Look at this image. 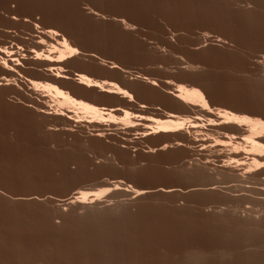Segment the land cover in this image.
Here are the masks:
<instances>
[{"label":"rangeland","instance_id":"374dc122","mask_svg":"<svg viewBox=\"0 0 264 264\" xmlns=\"http://www.w3.org/2000/svg\"><path fill=\"white\" fill-rule=\"evenodd\" d=\"M33 24L56 29L80 54L63 67L22 61L15 69L23 76L118 119L128 112L192 123L171 137L144 131V120L126 128L59 117L50 96L0 65V78L17 84L0 86V264H264V205L255 204L263 196L246 194L264 190L262 171L236 193L196 170H223L230 155L215 139L237 130L239 141L245 128L170 95L176 84L196 86L212 108L264 120V0H0V47L29 55L39 40ZM105 186L113 192L87 207L77 202ZM248 215L259 225L249 229Z\"/></svg>","mask_w":264,"mask_h":264},{"label":"bare ground","instance_id":"6f19581e","mask_svg":"<svg viewBox=\"0 0 264 264\" xmlns=\"http://www.w3.org/2000/svg\"><path fill=\"white\" fill-rule=\"evenodd\" d=\"M250 1V0H249ZM256 2V1H255ZM248 3V2H247ZM250 6V5H249ZM99 16V15H98ZM14 20H17L16 17H12ZM25 22H28V21H25ZM122 24V22H121ZM34 25V24H33ZM34 29L35 31L37 32V39L36 41V47L34 48H30L28 53L29 55H26V54H23L22 52H19V54H17L16 52L14 51H11L9 50L8 48H5V47H0V55H3L4 58L1 56L0 60H1V66L2 68L4 69H8V71L11 70V72L13 71L14 74H18V77H22V79L24 78L28 83L30 84V87L33 91H39L40 93L42 92L43 95L46 94V96H50V101L51 103H54L55 104V108L59 111H56L55 113L58 112V114H60L61 112L63 114H60L59 117H61V115H64V112L67 113V114H73L75 115V118L77 119H80V115H82L83 117L81 119L85 117H87L88 119H92L93 120V123L95 122L96 124L100 123L99 126H101L102 124L106 125L105 123L107 122H112V123H115V121H119V123L126 127V128H135L139 123L137 122V120H144L146 121L147 123L143 126L144 127V131H146L145 129L150 130L152 133H159V134H170L169 136H171L172 134H175V133H178L187 129V125L190 123H192L191 119L185 117V118H178L176 117L175 119H167V120H163V119H159V118H149V119H145L144 117H142L141 115H135L134 114H130L128 112H123L124 115L122 118H117L115 115L111 114L110 112L107 113L106 111L103 112V110H100V109H97L95 108L94 106L84 102V101H81V100H78L77 98H75L74 96H72L71 94L67 93V91L65 92L61 87L59 86H56V85H53L52 83L50 82H38L37 80H32V79H29V76L28 78L26 76H23L22 73H20L19 71H17L15 68V65H19L22 61H32L35 62L34 65L37 64H44V65H52V66H65L67 64V62L72 58L78 56L80 54L79 50L77 49V47L75 46H72L71 43L69 42V39L61 34L59 31H57L56 29H53V28H42L40 27V25L38 24H35L34 25ZM71 39V38H70ZM33 45V43H32ZM19 50H23L24 52V49L22 48H18ZM27 52V51H26ZM29 56V57H28ZM96 56V55H95ZM29 61V62H30ZM22 62V65L25 64ZM69 63V62H68ZM115 63V62H114ZM7 64V67H5L4 65ZM104 64V63H102ZM21 65V64H20ZM21 65V66H22ZM41 65L39 66V68L41 67ZM43 65V66H44ZM46 65V66H47ZM111 68L110 69H114V68H119L118 65L116 66V64H111ZM36 66V67H37ZM105 66V65H104ZM19 67V66H18ZM56 67V68H58ZM43 69V67H41ZM44 68L46 69V67L44 66ZM48 68V67H47ZM54 68V67H52ZM55 68V69H56ZM6 69V70H7ZM51 69V67H50ZM16 72V73H15ZM2 77V76H1ZM140 79L142 78L143 80L142 81H145L147 82L148 84H150L151 86L153 87H157V83L154 82V81H151L152 79H149L148 77H143V76H139ZM14 78V77H13ZM31 78V77H30ZM23 79V80H24ZM24 80V81H25ZM1 82H5V86L7 85H15L16 84V80L15 79H11V78H8V77H3V78H0V86L4 85L2 84ZM146 83V84H147ZM17 85V84H16ZM20 86V85H19ZM176 88L175 90L173 91V89L171 90L172 93H170V95H172V97L175 98V100L179 101L181 104L187 106L186 108H195V110L198 108L200 109V111L202 112H205V113H208V114H211L215 117V119L217 118V120H220V121H223V125H229V126H232L234 128H240L241 130V127H244L245 128V134L243 133V131H240L241 133H243V137L236 140L235 137H238L237 135V130H234L233 132H235L233 135L232 132H227L225 131V129L229 126H227L224 131L227 132V133H232V135H228L227 136L225 135V140H219V139H215L214 141V144L216 147H220V148H223V150H226L230 157H228V162L226 161L225 164H223L222 166V169L223 170H215L216 173H207V167L206 165L203 167H200L199 169H196L198 170V172H202V173H199L201 174V176L197 175V177H201V178H204V181L206 179L207 182H213V184L215 182H222L223 184H232L233 186L230 188L229 191L233 192L235 191L236 193H238L237 191H242L243 193H246L244 191H246V185L248 184V186H250V182L251 181H258V176L256 175H251L252 171L255 169L256 171H259L260 170V174L259 175H262L264 176V120L262 118H258V117H251V116H248V115H242V114H237L227 108H223V107H219V108H212V106H210L209 104V101L204 93V91L196 86H188V85H184V84H176L175 85ZM169 90V89H168ZM167 90V91H168ZM169 92V91H168ZM45 96V95H44ZM46 98V97H45ZM53 104V106H54ZM51 106V107H53ZM54 108V109H55ZM185 108V107H183ZM185 108V109H186ZM192 108L191 111H192ZM53 109V111H54ZM55 109V110H56ZM189 110V109H188ZM190 111V112H191ZM194 111V110H193ZM192 111V112H193ZM60 112V113H59ZM195 112V111H194ZM197 112H199L197 110ZM202 112H199V113H202ZM197 113V114H199ZM79 114V116H78ZM84 114V115H83ZM196 114V113H195ZM56 115V114H55ZM79 118H77V116ZM204 115V114H203ZM202 115V117H203ZM206 115V114H205ZM209 115V117L211 116ZM67 116L68 120L70 119L68 115H65ZM63 117V116H62ZM150 117V116H149ZM208 117V118H209ZM214 117H210L211 120H213ZM67 118L65 117V120H67ZM71 118H73V116H71ZM75 118L73 119L75 122ZM67 120V121H68ZM91 120V121H92ZM71 121V120H70ZM69 121V123H70ZM90 121V122H91ZM66 122V121H65ZM72 122V121H71ZM79 122V121H78ZM216 122V121H215ZM214 122V123H215ZM219 122V121H218ZM217 122V123H218ZM68 123V122H67ZM93 123L91 122V124L93 125ZM118 123V124H119ZM213 123V124H214ZM221 123V122H220ZM219 123V124H220ZM119 124V125H120ZM142 124V123H141ZM108 125V124H107ZM120 125V126H121ZM196 125V124H195ZM198 125V124H197ZM218 125V124H217ZM215 124V126H217ZM94 126V125H93ZM92 126V127H93ZM109 126V125H108ZM121 126V127H122ZM139 126V125H138ZM142 126V125H141ZM220 126V125H219ZM96 127V126H95ZM98 127V126H97ZM104 127V126H103ZM94 128V127H93ZM100 129H103L102 127H99ZM124 128V129H126ZM189 128V127H188ZM230 128V127H229ZM228 128V130H230ZM233 128V129H234ZM105 130V129H104ZM243 130V128H242ZM97 131V130H96ZM95 131V132H96ZM100 131V130H99ZM238 131V132H239ZM105 132V131H103ZM101 131V133H103ZM185 132V131H184ZM224 132V133H225ZM151 133V134H152ZM187 133H188V130H187ZM187 133L185 135H187ZM150 134V133H149ZM183 134V133H182ZM190 134V133H189ZM226 134V133H225ZM239 134V133H238ZM101 134H97V136L99 137ZM237 135V136H236ZM103 136V135H102ZM164 136V135H163ZM180 138V135H178ZM189 136V135H188ZM232 136H235V137H232ZM239 136V137H240ZM97 137V138H98ZM173 137V136H171ZM175 137H177L175 135ZM184 138V135L182 136ZM190 137V136H189ZM100 138V137H99ZM182 138V139H183ZM186 138V136H185ZM184 138V139H185ZM179 141L176 140V143H178ZM181 142L180 141L178 144L181 145ZM167 143V142H166ZM163 144L162 146H160V149L162 150H165L168 148V144ZM177 145V144H176ZM178 146V145H177ZM183 146V145H181ZM204 147V145H203ZM213 147V146H212ZM210 148V147H209ZM219 148V149H220ZM218 149V150H219ZM222 150V149H221ZM153 151V150H152ZM221 153V152H220ZM226 154V153H225ZM242 155H246V158L251 156L252 158L250 159L249 161V158L248 159V163H246L245 161H243L242 159H240V157ZM245 158V157H244ZM108 159V158H107ZM110 160V159H109ZM219 160V159H218ZM209 166V165H208ZM243 167L245 166L247 169L246 172H245V169L244 171V174H238L237 173V167ZM211 168V167H210ZM212 169V168H211ZM210 169V170H211ZM243 169V168H242ZM195 171V170H194ZM255 171V173H256ZM196 172V171H195ZM196 172V173H198ZM209 172V171H208ZM241 173V172H239ZM255 173H252V174H255ZM191 174V173H190ZM189 174V175H190ZM192 174L193 173V169H192ZM210 174V175H209ZM261 176V177H262ZM191 177V176H190ZM198 177V178H199ZM260 177V176H259ZM260 177V178H261ZM199 178V179H201ZM187 180V179H186ZM264 180V179H263ZM254 182V183H255ZM262 182V184L264 183L263 181H260ZM199 183V182H198ZM201 183V182H200ZM203 183V182H202ZM259 183V182H257ZM254 184V185H257ZM220 184V183H219ZM253 184V183H251ZM261 184V185H262ZM113 185V184H111ZM196 185V184H195ZM205 185V183H204ZM209 185V184H208ZM212 185V184H210ZM108 186V185H107ZM121 186H124V182H116L115 185L113 187L115 188H118V187H121ZM203 186V185H202ZM229 186V185H228ZM231 186V185H230ZM229 186V187H230ZM247 186V187H248ZM260 186V185H259ZM264 186V185H263ZM106 187V186H105ZM125 187V186H124ZM123 187V188H124ZM224 187V186H223ZM208 188V187H207ZM251 188V187H250ZM249 188V189H250ZM255 188L257 189L258 186H255ZM264 188V187H263ZM111 188H105L103 191H98V195L97 194H91V192L87 193L84 191V193L81 194L80 198L76 199V200H79L77 201L81 206H86L89 205V204H92L94 203V200L93 199H99V197H102V195L104 194H110L112 193ZM214 189V188H213ZM226 189V188H225ZM261 189V188H259ZM122 190V189H121ZM215 190V189H214ZM228 190V189H227ZM248 190V189H247ZM83 190H81L82 192ZM115 191V190H114ZM124 191V190H123ZM128 193L132 192V193H135L134 195L136 194H142L140 193V189L136 190L135 187L133 186H130V185H127V190H126ZM143 191V190H141ZM100 192V193H99ZM227 192V191H226ZM234 192V193H235ZM241 192V193H242ZM125 193V191H124ZM144 193V192H143ZM240 193V194H241ZM248 193L250 194H253L255 197L259 196V197H262L263 196V199H264V190L262 191H257V190H252L251 192H248L247 191V196H248ZM246 194H243L242 196L240 197H243L244 199H248L247 197H244L246 196ZM250 194H249V198L250 197ZM80 195V194H79ZM78 195V197H79ZM100 195V196H99ZM131 195V194H130ZM143 195V194H142ZM227 195V194H226ZM138 196V195H137ZM77 197V196H76ZM74 197V199L76 198ZM93 197V199H92ZM253 197V196H252ZM95 199V200H96ZM255 199V198H254ZM253 198L251 200H253L252 202H254ZM258 201H255V204H257L258 202L261 203V205L263 206L264 205V200L263 199H259L257 198ZM72 200V199H71ZM76 200L74 201L76 203ZM73 201H72V204H73ZM96 202V201H95ZM251 202V201H250ZM257 202V203H256ZM115 206V205H114ZM120 206V205H119ZM256 207V205H255ZM257 207H260V206H257ZM114 208V207H113ZM116 208V207H115ZM114 208V210H115ZM261 208V211H262V207ZM82 209V208H81ZM86 209V208H85ZM88 209V208H87ZM119 209V208H118ZM112 210V209H111ZM260 210V209H259ZM119 211V210H118ZM250 211H254V210H250ZM250 211H248L250 213ZM112 212H114L112 210ZM111 212V213H112ZM123 212V210H122ZM251 212V213H252ZM264 212V211H263ZM256 213V212H255ZM108 214V213H107ZM113 214V213H112ZM123 214V213H122ZM253 214V213H252ZM257 214V213H256ZM262 214V213H261ZM111 215V214H110ZM258 215V214H257ZM264 215V214H263ZM262 215V216H263ZM112 216V215H111ZM252 216H255V215H252ZM251 215L247 216V217H251L250 219H248V221L250 222H247L246 219H244V222L248 225V228L250 227V224H258L257 221L260 220V218H258V220H256L257 218L256 217H252ZM114 217V216H112ZM116 217V216H115ZM120 217V216H119ZM246 217V216H245ZM108 218V217H107ZM106 218V219H107ZM233 221V220H232ZM245 225V224H244ZM252 226V225H251ZM256 227V226H255ZM245 228V227H244ZM243 228V229H244ZM257 228V227H256ZM242 229V230H243ZM251 229V228H249ZM241 230V231H242ZM246 228L244 229V232L246 233ZM258 230V229H257ZM243 232V233H244ZM240 233V232H239ZM242 233V234H243ZM228 235V234H227ZM244 236V235H243ZM263 238V237H262ZM255 241V240H254ZM262 244V243H261ZM228 247V246H227ZM261 248H263L262 246H260ZM229 248V247H228ZM254 250V248H253ZM252 250V251H253ZM258 251V250H257ZM229 253V252H228ZM229 255V254H228ZM197 257V256H196ZM199 257V256H198ZM197 257V258H198ZM196 258V259H197ZM202 259V258H201Z\"/></svg>","mask_w":264,"mask_h":264},{"label":"snow or ice","instance_id":"6c2138e0","mask_svg":"<svg viewBox=\"0 0 264 264\" xmlns=\"http://www.w3.org/2000/svg\"><path fill=\"white\" fill-rule=\"evenodd\" d=\"M4 66L7 67V64H5ZM125 95H127V93H125Z\"/></svg>","mask_w":264,"mask_h":264}]
</instances>
